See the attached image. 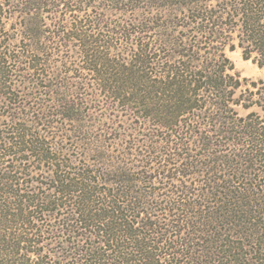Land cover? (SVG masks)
<instances>
[{"label":"trees","instance_id":"trees-1","mask_svg":"<svg viewBox=\"0 0 264 264\" xmlns=\"http://www.w3.org/2000/svg\"><path fill=\"white\" fill-rule=\"evenodd\" d=\"M8 3L0 264H264V0Z\"/></svg>","mask_w":264,"mask_h":264},{"label":"rangeland","instance_id":"rangeland-1","mask_svg":"<svg viewBox=\"0 0 264 264\" xmlns=\"http://www.w3.org/2000/svg\"><path fill=\"white\" fill-rule=\"evenodd\" d=\"M80 3L76 4V6L74 7V9L77 10L76 13L74 14H79V12L81 14H84L85 11V6H86V2H89L90 4L94 5L97 10L93 11V14H105L107 18H114L117 16V14H170L172 16H175L176 14H180L179 11H176V9L174 8H165V4L163 3L164 0H147L146 3L147 4H140V3H134L132 4V6L139 8L140 6L143 9H138V11H131V9H122L123 11H116V10H112V5L109 3L110 0H79ZM135 2V0L133 1ZM1 4H6L9 5L8 0H0V5ZM91 7V5H88ZM131 6V5H129ZM164 6V7H162ZM115 6H113L114 8ZM66 7L63 8H49V7H45L44 10V14H46L47 12L51 13L52 11H58L59 14H66ZM72 9V7H71ZM52 10V11H51ZM83 12V13H82ZM91 10L88 11L89 14H91ZM48 13V14H49ZM3 14H19V13H13L10 11H6L4 13L0 12V17L3 16ZM20 20H16V19H10V20H5V21H1L0 20V33L1 31H13V29H19L20 28ZM6 22V23H5ZM235 44H238V40L235 39ZM227 57L233 62L234 66H235V72L239 75V77L243 80H249L251 83H257L261 80H264V69L259 68V66L256 63L257 57L254 54L252 59L245 61L243 58V51L240 48H237L234 52H226ZM250 85H244L242 88V94L244 95L242 97V100L245 101L248 99V90ZM240 94V93H239ZM241 95V94H240ZM241 115V117H245L247 116L250 112H257V109H253L251 111H246L243 110L242 108H238L237 109Z\"/></svg>","mask_w":264,"mask_h":264}]
</instances>
